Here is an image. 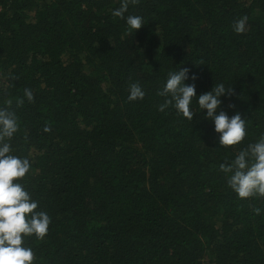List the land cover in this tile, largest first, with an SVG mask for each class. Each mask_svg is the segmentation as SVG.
<instances>
[{
    "label": "trees",
    "instance_id": "obj_1",
    "mask_svg": "<svg viewBox=\"0 0 264 264\" xmlns=\"http://www.w3.org/2000/svg\"><path fill=\"white\" fill-rule=\"evenodd\" d=\"M119 3L0 0V107L12 101L13 154L32 165L16 182L51 218L25 238L33 264H264V197L238 198L219 170L264 133V0H139L131 34ZM179 66L197 94L234 88L222 108L247 119L240 144L219 146L195 101L191 121L158 111Z\"/></svg>",
    "mask_w": 264,
    "mask_h": 264
},
{
    "label": "clouds",
    "instance_id": "obj_2",
    "mask_svg": "<svg viewBox=\"0 0 264 264\" xmlns=\"http://www.w3.org/2000/svg\"><path fill=\"white\" fill-rule=\"evenodd\" d=\"M139 0H120L119 7L112 9L111 15L122 19L128 33H136L144 25L143 17L128 14L129 7L135 6ZM247 16H242L232 24V30L243 33L246 30ZM198 75L188 67H174L168 71L157 95L164 97L158 105V111L164 112L171 107L177 115L193 120L196 113L192 110L193 102L203 114L205 120L211 122L213 131L218 134L221 147L240 144L247 135V119L242 118L239 111L229 115L222 108L225 99L235 95L232 86L224 82H216L209 91L197 94L196 81ZM191 81V82H189ZM129 101L142 100L145 91L139 82L128 86ZM24 97L33 100L30 89H24ZM24 103L23 98L16 101L17 107ZM12 101L0 107V264H33L35 256L31 247L25 246V238L35 237L42 240L46 236L50 216L39 211L38 202L32 199L26 187L19 182L30 172L31 162L26 157L13 154L10 141L19 130L18 117L11 107ZM229 104V108H234ZM44 131H50L46 126ZM225 174L227 186L237 194L238 198L264 197V133L241 148L233 158L219 165ZM259 215L260 208H254Z\"/></svg>",
    "mask_w": 264,
    "mask_h": 264
}]
</instances>
